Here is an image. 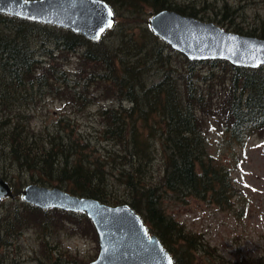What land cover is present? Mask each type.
Instances as JSON below:
<instances>
[{"label": "trees", "instance_id": "obj_1", "mask_svg": "<svg viewBox=\"0 0 264 264\" xmlns=\"http://www.w3.org/2000/svg\"><path fill=\"white\" fill-rule=\"evenodd\" d=\"M104 1L114 11L118 4H125L129 14L148 6L153 14L171 9L202 21L212 20L204 18L206 15L198 17L195 0L177 6L169 0ZM223 8L226 10V3ZM121 28L119 23L98 41H91L69 29L0 13V176L20 202V207L6 211L11 204L0 201V249L32 223L46 227L57 218L97 238L84 213L41 209L23 201L20 192L31 183L59 187L111 205L128 203L159 237L174 264H197L195 252L206 244L201 235L186 231L166 214L161 205L163 193L178 201L193 197L221 209L232 206L236 184L231 170L209 154L207 129L209 125L219 128L238 147L253 136H264V65L248 68L222 59L189 60L143 23L137 34L126 32L120 44L110 45L104 36L116 29L122 33ZM43 35L48 41L39 38ZM247 35L264 38V32ZM51 39L59 49L77 53L76 73L78 69V74L86 73L83 78L95 91L117 102L96 112L101 128L95 136L62 125L35 130L30 126L32 115L10 112L8 105L25 104V100L36 105L55 86L52 80L65 79L63 67L54 60L58 49H46ZM173 54L180 57L181 69L174 67ZM200 65L208 66V73H196ZM215 68L224 73L218 87ZM151 71L158 80H147ZM87 86L75 92L54 88V92L68 103L76 99L85 105L95 98L94 93H83ZM157 154L162 163L158 178L153 175ZM13 171L27 176L17 179ZM29 216L31 222L25 219ZM246 259L233 264H262L261 258Z\"/></svg>", "mask_w": 264, "mask_h": 264}, {"label": "rangeland", "instance_id": "obj_2", "mask_svg": "<svg viewBox=\"0 0 264 264\" xmlns=\"http://www.w3.org/2000/svg\"><path fill=\"white\" fill-rule=\"evenodd\" d=\"M169 1L177 6V4H185L191 0ZM195 1L196 8H194L199 13L198 17L206 15L204 18H212L211 21L224 30L242 32L244 33L242 35L251 33L257 35L264 32V0ZM224 3L227 4V11L223 8ZM126 8L125 4L116 6L112 27H118L120 23L123 28H121L122 33L117 32L118 29H116L112 35L104 36L109 40L110 45H118L121 35L126 32L137 34L136 30L141 28L142 23L148 24V20L153 14L148 6L142 12H131V14ZM131 28L132 31H130ZM10 30H13V27ZM28 32L30 33L29 29ZM106 32L102 36L107 35ZM39 38L43 42L48 41L44 35ZM52 39L46 43V49L49 51L53 48L58 49L57 57L54 60L63 67L66 74L65 79L52 80L55 86L51 91H47L46 93H50L46 94V97L36 105H33L32 101L30 103L25 100L27 102L25 104L8 105L10 112L16 114L18 111L22 113L24 111L32 115L30 126L35 130L52 129L62 125L61 127H74V131L91 132L94 135L101 128V123L96 119V112L106 105L116 106L117 102L112 103V98H104L103 94L95 91V87L91 85L90 81L83 78L86 73L78 74L79 69L76 73L78 62L75 57H78L77 53L59 49L57 42H53ZM16 40L22 44L20 38ZM35 44L39 46V42L35 41ZM31 45L33 44L31 43ZM164 51L168 53V49ZM40 58L46 59L45 57ZM171 58L174 60V67L181 69L180 57L173 54ZM208 71V66L200 65L196 73L204 75ZM223 74L221 69H213V75L219 76L214 80L216 87L220 85ZM158 78L155 71H151L147 80L153 82ZM85 84L88 86L83 89V93L86 95L94 93L95 95V98L85 105L83 101L76 99H72L68 103L54 92V88L63 92H75ZM124 105L128 106L125 103ZM14 120H18V117L16 116ZM226 137L227 135L222 133L219 128L209 125L207 150L217 162L231 170L236 184L237 196L234 197L232 206L221 209L215 204L193 197L178 201L166 192L162 195L161 205L166 214L183 226L186 231L201 235L206 246L195 252L196 257L199 258L197 264H233L245 261L246 258H261L259 261L264 264V136H253L242 147L229 143ZM161 164L157 154L153 165V175L157 178L160 177ZM13 173L17 179L23 180L27 176L26 174L21 175L17 171H13ZM18 197L5 198L0 201L11 204L12 207L7 208L6 211H12L17 206L20 207ZM27 218L30 219L29 222L32 221L31 216L25 219ZM67 221L62 222L57 218L46 227L40 226L41 222L32 223L30 227L23 229L20 236L11 237L4 250L0 249V264H58L55 259L60 262L65 261V264H87L95 259L99 251L97 238L92 234H82L78 227L71 226ZM45 228L48 230L45 231ZM215 254L219 257H216Z\"/></svg>", "mask_w": 264, "mask_h": 264}, {"label": "water", "instance_id": "obj_3", "mask_svg": "<svg viewBox=\"0 0 264 264\" xmlns=\"http://www.w3.org/2000/svg\"><path fill=\"white\" fill-rule=\"evenodd\" d=\"M0 13L63 27L91 41L99 40L115 20L114 10L104 0H0ZM148 25L189 60L222 59L248 68L264 65V38L227 31L213 22L171 9L153 14ZM20 193L24 201L41 209L86 215L99 245L97 257L87 264H174L159 237L149 233L128 203L110 205L34 183L27 184ZM14 196L10 184L0 176V200Z\"/></svg>", "mask_w": 264, "mask_h": 264}, {"label": "snow or ice", "instance_id": "obj_4", "mask_svg": "<svg viewBox=\"0 0 264 264\" xmlns=\"http://www.w3.org/2000/svg\"><path fill=\"white\" fill-rule=\"evenodd\" d=\"M109 14H111V13H109Z\"/></svg>", "mask_w": 264, "mask_h": 264}]
</instances>
